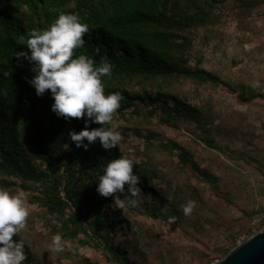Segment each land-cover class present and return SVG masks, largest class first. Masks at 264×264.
Instances as JSON below:
<instances>
[{"label":"rangeland","instance_id":"374dc122","mask_svg":"<svg viewBox=\"0 0 264 264\" xmlns=\"http://www.w3.org/2000/svg\"><path fill=\"white\" fill-rule=\"evenodd\" d=\"M210 19L190 35L188 66L217 75L223 84L179 79L146 85L153 95L163 88L200 110L204 129L184 113L166 117L163 107L173 108L170 100L136 102L110 122L121 134V155L154 179L148 184L153 192L141 190L136 197L138 207L118 209L115 194L108 197L111 209L105 215L114 229L106 240L92 231L89 237L66 238L64 221L74 214L72 207L65 217L52 214L42 185L0 174V188L22 193L29 204L27 226L14 237L25 240L24 264H216L264 228L252 227L264 208V99L244 103L225 85H246L264 96V0H226L212 9ZM127 88L142 87L133 81ZM57 165L62 190L67 174ZM200 172L212 175L213 183ZM189 200L195 207L185 216L182 205ZM57 232L64 242L60 253L50 248Z\"/></svg>","mask_w":264,"mask_h":264},{"label":"trees","instance_id":"16d2710c","mask_svg":"<svg viewBox=\"0 0 264 264\" xmlns=\"http://www.w3.org/2000/svg\"><path fill=\"white\" fill-rule=\"evenodd\" d=\"M224 1L0 0V174L42 185L45 204L52 214L65 217L72 207L74 214L64 221L66 238H75L81 233L89 237L92 231L106 240L114 229V220L105 215L111 205L108 197L97 192V178L104 165L122 155L119 146L106 150L99 141L87 150L76 147L70 132L81 131L85 127L84 119L67 120L57 116L51 107L54 99L50 90L43 96L36 94L34 86L28 83L35 75L33 65L16 56L24 51L30 53L19 37L33 28L47 29L61 11L76 13L89 25V32L84 36V46L75 49L74 55L84 54L96 65L104 58L111 63V73L103 76L102 82L106 95L113 92L122 95L116 113L125 115L136 102L147 105L148 102L157 104L170 100L173 108L163 102L166 117L170 119L184 113L203 128L206 124L200 110L163 88L154 91L153 95L146 85L153 88L157 81L179 79L214 86L223 84L217 75L189 67L187 52L192 46V31L210 23L212 9ZM133 81L142 87L140 92H131L127 88ZM225 85L230 92L238 93L239 100L244 103L264 99L246 85ZM101 126L93 123L90 128ZM85 143H88L86 138ZM35 160L40 164L37 165ZM57 162L64 166L67 174L62 190L55 178L60 170ZM40 165H45L46 169L42 170ZM133 170L140 177L138 187L145 194L153 192L148 187L153 176L142 172L136 164ZM200 176L213 183L212 175L200 172ZM125 195H129L127 185ZM85 206L90 209L83 214ZM81 217L88 221L86 227L81 223ZM70 224L75 227L71 228Z\"/></svg>","mask_w":264,"mask_h":264},{"label":"clouds","instance_id":"9594fccd","mask_svg":"<svg viewBox=\"0 0 264 264\" xmlns=\"http://www.w3.org/2000/svg\"><path fill=\"white\" fill-rule=\"evenodd\" d=\"M88 32L89 25L82 22L78 14L61 11L47 29L33 28L21 35L19 41L27 45L30 53L24 51L16 56L33 65L35 75L28 83L34 86L36 94L43 96L51 91L54 99L51 107L57 116L67 120L84 119L85 127L81 131L70 132L77 148L82 146L87 150L99 141L104 149L111 150L121 141L120 132L109 124L120 108L122 95L120 92L105 94L102 77L110 75L112 69L107 58L96 65L84 54L74 55L75 49L84 46ZM93 123L102 126L90 128ZM134 165V160L120 156L104 165L98 175L97 192L104 197L115 194L113 204L118 209L139 206L136 197L141 191L140 177L134 173ZM126 185L130 195H125ZM194 207L191 200L182 205L184 215L190 216ZM29 215V204L22 193L13 194L0 188V264H24L27 260L25 240L14 237L26 228ZM176 219L169 217V222L174 223ZM50 248L57 253L64 251L61 233L53 235Z\"/></svg>","mask_w":264,"mask_h":264},{"label":"water","instance_id":"95a60500","mask_svg":"<svg viewBox=\"0 0 264 264\" xmlns=\"http://www.w3.org/2000/svg\"><path fill=\"white\" fill-rule=\"evenodd\" d=\"M216 264H264V228L236 246Z\"/></svg>","mask_w":264,"mask_h":264},{"label":"built area","instance_id":"2783aa9c","mask_svg":"<svg viewBox=\"0 0 264 264\" xmlns=\"http://www.w3.org/2000/svg\"><path fill=\"white\" fill-rule=\"evenodd\" d=\"M264 224V209L260 212L259 215H257V217L253 220L252 222V227L257 228L260 225ZM244 242V241H243ZM242 242H239V244H241ZM237 245V246H238Z\"/></svg>","mask_w":264,"mask_h":264}]
</instances>
